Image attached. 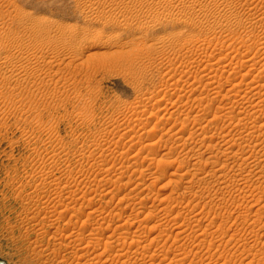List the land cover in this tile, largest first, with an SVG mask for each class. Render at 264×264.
Returning <instances> with one entry per match:
<instances>
[{
	"label": "rangeland",
	"instance_id": "1",
	"mask_svg": "<svg viewBox=\"0 0 264 264\" xmlns=\"http://www.w3.org/2000/svg\"><path fill=\"white\" fill-rule=\"evenodd\" d=\"M8 58L33 64L0 73L7 264H264V0H0Z\"/></svg>",
	"mask_w": 264,
	"mask_h": 264
},
{
	"label": "bare ground",
	"instance_id": "2",
	"mask_svg": "<svg viewBox=\"0 0 264 264\" xmlns=\"http://www.w3.org/2000/svg\"><path fill=\"white\" fill-rule=\"evenodd\" d=\"M154 1L156 2V4H160V3H162V0H154ZM197 1H198V0H197ZM199 2H200V1H199ZM180 3H181V2H180ZM258 14H259V13H258ZM216 22H217V21H216ZM217 23H218V22H217ZM213 24H214V22H213L211 25H213ZM215 25H216V24H215ZM192 26H193V28H196V27H197V24H192ZM214 28H215V27H214ZM172 39H173V38H172ZM175 40H176V39H175ZM177 40H179V39L177 38ZM171 41H172V40H171ZM243 42H244V41H243ZM166 43H167V42H166ZM166 43H165V44H166ZM163 44H164V43H163ZM189 44H190V43H189ZM189 44H188V45H189ZM177 45H178V44H177ZM246 45H247V44H246ZM1 46H2V45H1ZM166 46H167V45H166ZM151 47H152V46H151ZM23 49H24V48H23ZM23 49H22V52L20 53V54H22V55L25 54L24 50H26V49H24V50H23ZM190 50H191V49H190ZM28 51H30L29 46L27 47V52H28ZM174 51H175V50H174ZM180 52H181V51H180ZM187 52H188V51H187ZM261 52H262V51H261ZM28 53H30V52H28ZM182 55H183V54H182ZM28 56H29V55H28ZM210 56H211V55H210ZM26 57H27V56H26ZM221 57H222V56H221ZM15 58H17V57H15ZM21 58H22V57H21ZM30 58H31V57H30ZM30 58H29V59H26L24 62H25V63L27 62L28 64H29V63L31 64V61H30V60H31L32 58H31V59H30ZM45 58H46V57H44L43 60H45ZM201 58H202V57H201ZM207 58H208V57H207ZM219 58H220V57H219ZM8 59H9V58H8ZM24 59H25V57H24ZM24 59H23V60H24ZM194 59H195V58H194ZM247 60H248V59H247ZM191 61H192V60H191ZM20 62H21V61H20ZM33 62H34V60H33ZM37 62H38V61H37ZM188 62H189V61H188ZM27 63H26V64H24V63L19 64V63H17V61H14V60H12V59H9V60H0V73H2V76H1V75H0V76H1V78H3V79H2V80H3L2 83H3V82H8V84H9V83L11 84L12 81H16V85H17V84H21L22 81L24 82L23 79H24L26 76H25V77L23 76L24 78H22V77H21L22 74H29V72H30V70H31V69H30V70L28 69V65H27ZM38 63H39V62H38ZM196 63H197V62H196ZM219 63H220V62H219ZM32 64H33V63H32ZM32 64H31V65H32ZM34 64H35V63H34ZM36 64H37V63H36ZM39 64L41 65V63H39ZM227 64H228V63H227ZM31 65H30V66H31ZM187 65H188V64H187ZM263 65H264V63L262 64V66H263ZM33 66L35 67V65H33ZM33 66L30 67V68H33ZM196 66H197V65H196ZM210 66H211V65H210ZM222 66H223V65H222ZM229 66H230V65H229ZM260 66H261V64H260ZM262 66H261V67H262ZM206 67H207V66H206ZM211 67H212V66H211ZM40 68H41V67H40ZM204 68H205V67H204ZM243 68H244V67H243ZM247 68H248V67H247ZM256 68H259V67H256ZM41 69H42V68H41ZM41 69H36V68L34 69V68H33V70H35V71H36V70H41ZM189 69H190V67H189ZM253 69H255V68H253ZM261 69H262V68H261ZM200 70H201V69H200ZM211 70H212V69H211ZM263 70H264V69H263ZM217 71H218V69H217ZM236 71H237V70H236ZM249 71H250V68H249ZM257 71H259V70H257ZM22 72H25V73H22ZM27 72H28V73H27ZM33 72H34V71H33ZM36 72H37V71H36ZM36 72H34V74H35ZM239 72H240V71H239ZM239 72H238V73H239ZM187 73H188V72H187ZM230 73H231V72H230ZM247 73H248V72H247ZM247 73H246V74H247ZM261 73H262V71H261ZM234 74H235V73H234ZM35 75H39V74L36 73ZM219 75L221 76V74H219ZM241 75H242V74H241ZM262 75H263V74H262ZM194 76H195V75H194ZM197 76H198V75H197ZM209 76H210V75H209ZM235 76H236V75H235ZM254 76H255V75H254ZM257 76H258V75H257ZM260 76H261V75H260ZM27 77H29V76H27ZM33 77H34V75H33ZM190 77H191V76H190ZM200 77H201V76H200ZM198 78H199V77H198ZM245 78H246V77H245ZM252 78H253V77H252ZM254 78H255V77H254ZM25 79H26V78H25ZM243 79H244V78H243ZM26 80H28V79H26ZM26 80H25V81H26ZM30 80H31V79H30ZM165 80H166V79H165ZM168 80H169V79H168ZM175 80H176V79H175ZM218 80H219V79H218ZM256 80H257V79H256ZM256 80H255V81H256ZM182 81H183V80H182ZM220 82H221V81H220ZM238 82H239V81H238ZM241 83H242V82H241ZM190 84H191V83H190ZM218 84H219V83H218ZM235 84H237V83H235ZM246 84H247V83H246ZM263 84H264V83H263ZM1 85H3V84H1ZM6 85H7V84H6ZM166 85H167V84H166ZM173 85H174V84H173ZM182 85H183V84H182ZM232 85H233V84H232ZM250 85H251V84H250ZM208 86H209V85H208ZM208 86H207V87H208ZM237 86H238V85H237ZM254 86H256V85H254ZM172 87H173V86H172ZM238 87H239V86H238ZM240 87H241V86H240ZM240 87H239V88H240ZM259 87H260V86H259ZM174 88H175V87H174ZM230 88H231V87H230ZM203 89H204V88H203ZM241 89H242V88H240V90H241ZM253 89H254V88H252V90H253ZM236 90H237V89H236ZM243 90H244V89H243ZM258 91H259V90H258ZM240 92H241V91H240ZM256 92H257V91H256ZM11 93H12V92H11ZM204 93H205V92H204ZM219 93H220V92H219ZM236 93H237V92H236ZM254 93H255V92H254ZM9 95H13V94H10V93H9ZM239 95H240V94H239ZM260 95H261V94H259L258 97H260ZM229 96H230V95H229ZM233 96H234V95H233ZM256 96H257V95H256ZM262 96H263V93H262ZM238 97H239V96H238ZM263 97H264V96H263ZM240 98H241V97H240ZM246 98H247V97H246ZM230 99H231V98H230ZM263 99H264V98H263ZM196 100H197V99H196ZM227 100H228V99H227ZM261 100H262V99H261ZM213 101H214V100H213ZM237 101H238V100H237ZM237 101H236V105H237ZM262 101H263V100H262ZM177 102H178V101H177ZM226 102H227V101H226ZM229 102H230V101H229ZM231 102H232V101H231ZM258 102H259V101H258ZM260 102H261V101H260ZM211 103H212V102H211ZM211 103H210V104H211ZM232 103H234V102H232ZM244 103H245V102H244ZM254 103H255V102H254ZM173 104H174V102H173ZM214 104H215V103H214ZM255 104H256V103H255ZM259 104H260V103H259ZM263 104H264V103H263ZM208 105H209V104H208ZM211 105H212V104H211ZM236 105H235V106H236ZM256 105H257V104H256ZM209 106H210V105H209ZM247 106H248V105H246V107H243V110H242L241 112L239 111V112H238V115H239V113H242V114H243V113L247 112V111H248V110L246 109ZM249 106H250V104H249ZM252 106H253V105H252ZM252 106H251V107H252ZM173 107H174V106H173ZM176 107H177V106H176ZM210 107H212V106H210ZM217 107H218V110H217V111H220V110H221V113L223 112L222 114H225L224 116H228V117H222V115L220 116L219 114H217V111H214V114H212L213 118H212V116H211V120H212V122H210V124L213 123L214 121H215V122H214V124H215V123L218 122L219 120H221L222 122H223V121H225V122L231 121V117H232V116L230 115V113L234 112V111H233V110H235V109H234V108H235L234 105H230V103H227V104H225V105H223V106H218V105H217ZM257 107H259V106L257 105ZM262 107H263V106H262ZM205 108H207V107H205ZM263 108H264V107H263ZM248 109H249V108H248ZM250 109H252V108H250ZM177 110H178V109H177ZM200 110H203V111H204V109H200ZM210 110H212V109L210 108V109H209V112H210ZM261 110H262V109H261ZM207 111H208V109H207ZM205 112H206V111H204L203 113H205ZM250 112H252V111H250ZM218 113H220V112H218ZM262 113H264V112H262ZM205 114H206V113H205ZM209 114H211V113H209ZM209 114H208V115H209ZM226 114H227V115H226ZM248 114H249V113H248ZM250 114H251V113H250ZM199 115H201V114H199ZM233 115H234V114H233ZM244 115H245V114H244ZM251 115H252V114H251ZM260 115H261V114H260ZM195 116H196V115H195ZM205 116H207V115H205ZM199 117H200V116H199ZM209 117H210V116H209ZM245 117H246V116H245ZM255 117H256V116H255ZM233 118H235V116H234ZM243 118H244V117L242 116V117L240 118V121H241V119H243ZM248 118H249V117H248ZM256 118H257V117H256ZM194 119H195V118H194ZM196 119H197V118H196ZM214 119H215V120H214ZM238 119H239V118H238ZM246 119H247V118H246ZM249 119H250V118H249ZM249 119H248V120H249ZM199 120H200V119H199ZM209 120H210V119H209ZM211 120H210V121H211ZM204 121H205V120H204ZM240 121L238 120V122H240ZM243 121H244V119H243ZM250 121H251V120H250ZM254 121H255V120H254ZM219 122H220V121H219ZM233 122H235V121H233ZM238 122H237V123H238ZM263 122H264V121H263ZM179 123H180V122H179ZM186 123H187V122H186ZM247 123H248V122H247ZM249 123H250V122H249ZM127 124H128V123H127ZM182 124H183V123H182ZM184 124H185V123H184ZM199 124H200V123H199ZM205 124H206V123H205ZM207 124H208V123H207ZM216 124H218V123H216ZM216 124H215V125H216ZM252 124H253V123H252ZM254 124H256V123H254ZM187 125H188V124H187ZM211 125H212V124H211ZM225 125H228V123L225 124ZM245 125H246V124H245ZM257 125H258V124H257ZM257 125H256V126H257ZM260 125H261V124H260ZM260 125H258V126L260 127ZM217 126H218V125H217ZM229 126H230V125H229ZM261 127L264 129V123L261 125ZM261 127H260V129H261ZM182 128H183V127H182ZM224 128H225V127H224ZM242 128H243V127H242ZM255 128H256V127H255ZM248 129H249V128H248ZM257 129H258V127H257ZM180 130H181V129H180ZM183 130H184V129H183ZM224 130H225V129H224ZM246 130H247V129H246ZM258 130H259V129H258ZM261 130H262V129H261ZM227 132H228V131H227ZM229 132H230V131H229ZM245 132H246V131H245ZM242 133H243V132H242ZM189 134H190V133H189ZM235 135H236V134H235ZM246 135L249 136V137H247V136L244 135V136H241V137H240V141H239V139H238V141H239V142H238V143H239L238 146L240 145V146H241L240 149H242V150H240V149L238 148V149L240 150V152L242 151V153H241V154H242V158H241V160L244 159V155H245L246 152L249 150V147H251V146L254 147L253 144H254V142L256 141V138H257L256 135H251V132H250L249 134H246ZM257 135H259V134L257 133ZM261 135H262V134H261ZM261 135H259V136H261ZM181 136H182V135H181ZM222 136H223V135H222ZM224 136H225V135H224ZM226 136H227V135H226ZM161 137H163V136H161ZM236 137H237V136H236ZM179 139H180V138H179ZM181 139H182V138H181ZM203 139H204V138H203ZM228 139H229V138H228ZM228 139H227V140H228ZM230 139H231V138H230ZM259 139H260V137H259ZM259 139H258L257 141H259ZM235 140H236V139H235ZM235 140H234V143L236 142ZM261 140H262V139H261ZM183 141H184V140H183ZM193 141H194V140H193ZM206 141H207V140H205V142H206ZM198 142L201 143L200 140H199ZM198 142H197V143H198ZM208 142H209V141H208ZM161 143H162V142H161ZM188 143H189V142H188ZM197 143H194V144L196 145ZM224 143H225V142H224ZM174 144H175V143H174ZM194 144H193V145H194ZM209 144H210V143H209ZM209 144H207V147H209V146H208ZM213 144H214V143H213ZM215 144H216V143H215ZM217 144H218V143H217ZM235 144H236V143H235ZM235 144H233V145H235ZM149 145H150V144H149ZM187 145H188V144H187ZM200 145H201V144H200ZM152 146H153V145H152ZM180 146H181V145H180ZM182 146H184V145H182ZM211 146H212V145H211ZM213 146H214V145H213ZM248 146H249V147H248ZM261 146H262V145H261ZM185 147H186V146H185ZM247 147H248V148H247ZM252 147H251L250 149H252ZM150 148H151V147H150ZM169 148H170V147H169ZM173 148H174V147H173ZM179 148H180V147H179ZM182 148H183V147H182ZM192 149H193V148H192ZM213 149H214V148H213ZM225 149H226V148H225ZM247 149H248V150H247ZM169 150H170V149H169ZM239 150H238V151H239ZM223 152H224V151H223ZM223 152H222V153H223ZM231 152H232V151H231ZM240 152H239V153H240ZM150 153H151V152H150ZM234 153H235V152H234ZM234 153H231V154L235 155ZM244 153H245V154H244ZM122 154H124V153H122ZM148 154H149V153H148ZM171 154H172V153H171ZM226 154H227V151H226ZM226 154L224 153V155H226ZM249 154H250V153H249ZM80 155H81V154H80ZM125 155H126V154H125ZM137 155H138V154H137ZM222 155H223V154H222ZM227 155H228V154H227ZM236 155H238V153H236ZM250 156H251V155H250ZM250 156H249V157H250ZM212 157H213V156H212ZM228 157H230V155H228ZM233 157H234V156H233ZM235 157H236V156H235ZM246 157H247V161H248V156H246ZM246 157H245V158H246ZM257 157H259V156L257 155ZM130 158H131V157H130ZM151 158H152V157H151ZM238 158H240V157H238ZM238 158H237V159H238ZM43 159H44V158H43ZM207 159H208V158H207ZM235 159H236V158H235ZM158 160H159V159H158ZM244 160H246V159H244ZM175 161H176V160H174V162H175ZM236 162H237V161H236ZM236 162H235V165L238 166L239 163L236 164ZM242 162H243V161H242ZM245 162H246V161H245ZM164 163H165V162H164ZM168 163H169V162H168ZM168 163H167V164H168ZM231 164H232V163H231ZM241 164H242V163H241ZM168 165H169V164H168ZM219 165H220V163H219ZM219 165H218V166H219ZM223 166H224V165H223ZM223 166H222V167H223ZM192 167H193V166H192ZM226 167H227V166H226ZM238 167L241 168V166H238ZM184 168H185V167H184ZM196 168H197V167H196ZM193 169H194V168H193ZM217 169H218V168H217ZM221 169H222V168H221V165H220V171H221ZM238 169H239V168H238ZM141 170H142V169H141ZM165 170H166V169H165ZM242 170H243V168H242ZM143 171H144V170H143ZM190 171H191V169H190ZM192 171H195V170H192ZM235 171H236V170H235ZM122 172H124V171L122 170ZM122 172H121V173H122ZM125 172H127V171H125ZM186 172H187V171H186ZM188 172H189V171H188ZM41 173H42V172H41ZM51 173H52V172H51ZM260 173H261V172H260ZM260 173H259V174H260ZM47 174H48V173H47ZM47 174H45V176H47ZM163 174H164V173H163ZM186 174H187V173H186ZM188 174H189V173H188ZM188 174L186 175L187 177H188ZM191 174H192V172H191ZM193 174H194V173H193ZM197 174H198V173H197ZM181 175H182V174H181ZM183 175H184V174H183ZM195 175H196V174H195ZM261 175H262V174H261ZM261 175H259V176H261ZM48 176H49V175H48ZM191 176H192V175H191ZM42 177H44V176H42ZM161 177H162V176H161ZM184 178H185V177H183L182 179H184ZM179 179H181V178H179ZM186 179H187V178H186ZM189 181H190V180H189ZM189 181H187V182H189ZM248 181H249V180H248ZM190 182H191V181H190ZM138 184H139V183H138ZM219 184H220V183H219ZM185 187H186V186H185ZM187 188H188V187H187ZM199 189H200V188H199ZM201 189H202V187H201ZM201 189H200V190H201ZM221 189H222V188H221ZM223 189H225V188H223ZM71 191H72V190H71ZM71 191H70V192H71ZM108 191H110V190H108ZM64 192H66V191H63L62 193H64ZM72 192H75V191L73 190ZM72 192H71V193H72ZM195 192H196V191H195ZM66 193L68 194V192H66ZM170 195H171V194H170ZM86 196H87V195H86ZM86 196H82V197H83V200H82V204H81V205H82V208H81V209H83L84 207H86V208H90V205H91V204L88 203V199H87ZM194 196H195V195H194ZM197 196H198V195H197ZM145 197H146V196H145ZM167 197H168V196H167ZM169 197H170V196H169ZM169 197H168V198H169ZM143 198H144V197H143ZM170 199H171V198H170ZM172 199H173V198H172ZM198 199H200V197H199ZM167 200H168V199H167ZM168 201H170V200H168ZM178 204H180V203H178ZM81 205H80V207H81ZM195 205H196V204H195ZM176 206H177V205H176ZM125 207H126V206H125ZM194 207H195V206H194ZM96 209H98V208H95V209H94V213H97V212H96ZM122 209H123V208H122ZM162 209H163V208H162ZM98 210H99V209H98ZM98 210H97V211H98ZM92 211H93V209H92ZM167 211H169V210H167ZM150 212H151V211H150ZM171 212H172V211H171ZM121 213H122V211L120 212V214H121ZM156 213H158V212H156ZM156 213H155V214H156ZM165 213H166V212H165ZM180 214H181V213H180ZM196 214H197V212H196ZM118 215H119V214H118ZM147 215H148V213H147ZM194 215H195V214H194ZM115 216H116V215H115ZM174 218H175V217H174ZM175 220H176V219H175ZM177 221H178V220H177ZM182 222H183V221H182ZM176 223L178 224L179 222H176ZM157 224H158V223H157ZM177 224H176V225H177ZM121 225H122V223H121ZM159 225H160V224H159ZM173 225H174V224H173ZM118 226H120V225H118ZM142 226H143V225H142ZM161 226H162V225H161ZM179 226H181V225H179ZM179 226H176V227H179ZM140 227H141V226H140ZM151 227H152V226H151ZM151 227H149V226L146 225V226L143 227V229H144V231H145L146 228H149V229H150ZM153 227H154V226H153ZM159 227H160V226H159ZM182 227H183V226H182ZM182 227H179V228H182ZM124 228H125V227H124ZM154 228H156V227H154ZM141 229H142V228H141ZM149 229H148V230H149ZM185 229H186V228H185ZM185 229H184V230H185ZM205 229H206V228H205ZM179 230H180V229H179ZM38 231H39L38 229L35 230L36 233H38ZM139 231L143 233L142 230H139ZM182 231H183V230H182ZM39 232H40V231H39ZM121 232H122V231H121ZM145 232H146V231H145ZM184 232H185V231H184ZM204 233H205V231H204ZM176 234H177V233H176ZM178 234H180V233H178ZM178 234H177V235H178ZM188 234H189V233H188ZM205 234H206V233H205ZM158 235H159V234H158ZM158 235H157V236H158ZM201 235H203V234H201ZM111 237L113 238V236H109V239H110ZM167 237H168V236H167ZM183 237H184V236H183ZM79 238H80V237H79ZM158 238H159V237H158ZM81 239H83V237H82ZM107 239H108V238H107ZM156 239H157V238H156V236H155L154 240L156 241ZM160 240H161V239H160ZM114 241H115V240H113V243H112L111 241H110V242H111L112 244H114V243H115ZM110 242H108V243H110ZM125 242H127V241H125ZM125 242H123L124 245H125ZM116 243H117V242H116ZM116 243H115V244H116ZM133 243H135V242H133ZM138 243H139V241H138L137 243H135V244L138 245ZM140 243H142V242H140ZM140 243H139L138 246H140ZM131 244H132V243H131ZM131 244H130V245H131ZM148 244H149V243H148ZM150 244H151V243H150ZM108 245H109V244H108ZM117 245H118V243H117ZM131 246H132V245H131ZM131 246H130V247H131ZM121 247H123V246H121ZM130 247L128 246V248H130ZM134 247H135V246H134ZM123 248H124V247H123ZM145 248H146V247H145ZM60 249H61V248H60ZM110 249H111V247H110ZM135 249L137 250V249H139V247H137V248L135 247ZM135 249L133 250V248H132L133 251H131V250H128V251H131V252H130L131 255H132V254H136V252H138V251H136ZM141 250H142V249H141ZM139 252H140V250H139ZM139 252H138L137 254H139ZM123 253H124V252H123ZM127 253L129 254V252H127ZM126 256H127V255H126ZM164 256H165V255H164ZM80 257H81V256H80ZM183 258H185V257H183ZM77 259H78V258H77ZM173 259H174V258H173ZM182 260H183V259H182ZM125 261H126V260H125ZM168 263H170V261H169ZM172 263H173V262H172Z\"/></svg>",
	"mask_w": 264,
	"mask_h": 264
},
{
	"label": "water",
	"instance_id": "3",
	"mask_svg": "<svg viewBox=\"0 0 264 264\" xmlns=\"http://www.w3.org/2000/svg\"><path fill=\"white\" fill-rule=\"evenodd\" d=\"M0 264H7L3 259L0 258Z\"/></svg>",
	"mask_w": 264,
	"mask_h": 264
}]
</instances>
